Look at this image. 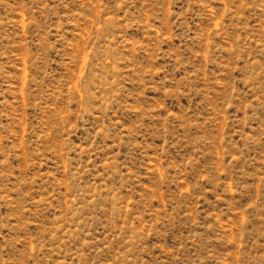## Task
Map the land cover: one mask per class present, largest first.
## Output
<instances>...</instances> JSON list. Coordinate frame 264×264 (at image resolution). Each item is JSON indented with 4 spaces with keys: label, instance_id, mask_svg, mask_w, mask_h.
Segmentation results:
<instances>
[{
    "label": "rangeland",
    "instance_id": "obj_1",
    "mask_svg": "<svg viewBox=\"0 0 264 264\" xmlns=\"http://www.w3.org/2000/svg\"><path fill=\"white\" fill-rule=\"evenodd\" d=\"M0 264H264V0H0Z\"/></svg>",
    "mask_w": 264,
    "mask_h": 264
}]
</instances>
